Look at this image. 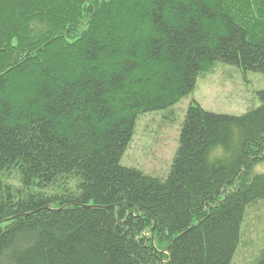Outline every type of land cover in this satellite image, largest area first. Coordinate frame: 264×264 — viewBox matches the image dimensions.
<instances>
[{"label": "trees", "instance_id": "trees-1", "mask_svg": "<svg viewBox=\"0 0 264 264\" xmlns=\"http://www.w3.org/2000/svg\"><path fill=\"white\" fill-rule=\"evenodd\" d=\"M217 62L264 74V0H0V264H232L264 89L242 114L191 103L167 176L122 163Z\"/></svg>", "mask_w": 264, "mask_h": 264}, {"label": "rangeland", "instance_id": "rangeland-1", "mask_svg": "<svg viewBox=\"0 0 264 264\" xmlns=\"http://www.w3.org/2000/svg\"><path fill=\"white\" fill-rule=\"evenodd\" d=\"M264 89V74L244 72L238 66L217 62L199 76L196 89L167 109L142 114L122 163L146 173L167 176L180 144L182 123L191 103L223 114H242L259 105L258 92ZM264 171V166L257 169ZM243 233L232 264H249L264 241V202L248 209Z\"/></svg>", "mask_w": 264, "mask_h": 264}]
</instances>
